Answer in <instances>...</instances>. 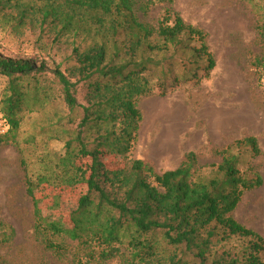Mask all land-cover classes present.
Here are the masks:
<instances>
[{"label": "trees", "instance_id": "1", "mask_svg": "<svg viewBox=\"0 0 264 264\" xmlns=\"http://www.w3.org/2000/svg\"><path fill=\"white\" fill-rule=\"evenodd\" d=\"M173 2L0 0V12H13L17 25L38 26L37 41L52 34L51 48L66 38L72 49L53 66L0 53V74L7 79L0 117L8 126L0 142L17 139L26 111L35 109L33 101L48 105L56 98L63 104L48 125L55 130L53 138L64 143L63 151L52 161L47 155L36 176H28L27 193L34 203L37 235L57 257L70 255L72 264L97 259H117L119 264H264V237L234 216L244 194L264 183L259 171L240 168L241 154L235 151L260 155L257 137L218 150V164L202 165L191 151L177 168L158 173L141 159H129L143 119L139 100L154 92L148 74L161 73V94L166 95L169 87L199 81V70L209 76L216 66L207 32L172 7L158 25L144 19L152 6ZM258 27L263 40L256 64L264 74V22ZM184 60L190 64L184 69L194 71L168 81L167 67ZM103 148L128 163L110 167L101 156ZM205 167L211 173L205 174ZM78 185L85 189L69 222L51 221L38 203V191ZM15 235L0 220V241L11 243ZM75 243L82 254H71Z\"/></svg>", "mask_w": 264, "mask_h": 264}, {"label": "rangeland", "instance_id": "2", "mask_svg": "<svg viewBox=\"0 0 264 264\" xmlns=\"http://www.w3.org/2000/svg\"><path fill=\"white\" fill-rule=\"evenodd\" d=\"M167 7H172L187 23L207 32L216 66L209 76L199 70V81H182L174 88L169 87L166 95L161 94V73L148 74L154 92L139 100L143 119L129 159H141L158 173L177 168L191 151L198 155L202 165L218 164L221 161L218 150L238 139L255 136L260 155L253 156L238 148L235 151L241 154L242 170L259 171L264 178V74L263 68L256 64L262 53L263 39L258 26L264 22V2L174 0L172 4L152 6L143 17L158 25ZM11 14L8 10L0 12L1 54L38 63L46 61L51 66L70 54L72 49L66 38L51 48L52 34L43 42L37 41L38 26L17 25ZM189 65L186 60L169 65L168 81L189 71L184 69ZM193 71L190 68L189 72ZM6 86L7 79L0 74V101ZM58 100L55 98L48 105L33 101L35 109L26 111L17 139L0 142V220L16 230L13 242L0 241V262L4 264H72L70 255L57 257L37 235L34 203L27 193L28 176H36L47 155L52 161L54 154L63 151L64 143L53 138L55 130L48 126L55 110L63 108ZM100 153L112 168L128 163L108 149L103 148ZM211 171V167H205L203 172ZM84 189V185L43 187L37 200L51 221L69 222V213ZM234 216L264 237V183L244 194ZM73 245L72 255L83 253L76 243ZM90 264H119V260L97 259Z\"/></svg>", "mask_w": 264, "mask_h": 264}, {"label": "built area", "instance_id": "3", "mask_svg": "<svg viewBox=\"0 0 264 264\" xmlns=\"http://www.w3.org/2000/svg\"><path fill=\"white\" fill-rule=\"evenodd\" d=\"M8 130V126L5 124V122L0 117V134L5 133Z\"/></svg>", "mask_w": 264, "mask_h": 264}]
</instances>
